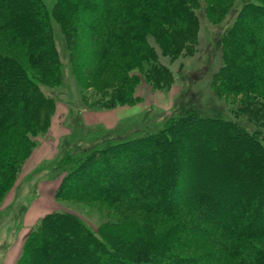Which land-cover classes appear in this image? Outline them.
<instances>
[{
    "label": "trees",
    "instance_id": "16d2710c",
    "mask_svg": "<svg viewBox=\"0 0 264 264\" xmlns=\"http://www.w3.org/2000/svg\"><path fill=\"white\" fill-rule=\"evenodd\" d=\"M123 5V15L114 0H57L55 10L65 30L75 27L79 43L89 21L86 28L94 32L102 56L128 49L130 57L122 58L121 64L116 65L114 60H121L116 57L104 65L105 72L127 81L130 68L143 56L152 57L147 34H156L167 47L173 44L166 36L171 22L181 26L173 32L185 33L195 19H187L192 8L181 0H126ZM231 21L220 34L225 68L217 77L223 91L243 92L235 109L239 120L223 117L217 109L211 110L215 115H206L192 103L175 107L158 120L137 125L136 131H125L139 134L138 139L120 138L114 132L102 145H92L83 157H75L77 165L58 192L77 200L135 207L153 215L152 221L137 231L122 226L110 233L94 230L74 213H53L32 233L19 264H264V249L253 243L264 237V0H247ZM0 36L22 49L29 62L0 53L1 196L32 147L38 112L49 103L41 85H56L61 75L52 16L44 0H0ZM140 38L144 54L137 47ZM199 127L205 129L201 140L189 138L191 147L185 148L188 139L183 138ZM216 147L222 153L215 154ZM142 157H149V162L135 170L131 162ZM190 158L196 168L189 165ZM253 163L258 175L249 177ZM125 169L133 178L120 181ZM223 207L227 211L217 218V209ZM186 248H193L197 256L177 254Z\"/></svg>",
    "mask_w": 264,
    "mask_h": 264
},
{
    "label": "rangeland",
    "instance_id": "374dc122",
    "mask_svg": "<svg viewBox=\"0 0 264 264\" xmlns=\"http://www.w3.org/2000/svg\"><path fill=\"white\" fill-rule=\"evenodd\" d=\"M73 1L89 4L99 0ZM123 1L126 2L114 0V6L121 15L124 14ZM168 1L172 4L180 2ZM182 1L192 8L187 17L190 21L195 19L190 24V30L185 33L173 32L181 26L172 21L173 25L167 28L166 36L171 37L168 40L173 44L167 47L156 34H147L145 40L153 49L152 57L143 56L137 66L128 70L127 81H123L119 75L105 72L104 65L116 57H121V60H114L116 65L121 64L122 58L130 57L125 52L128 49L113 57L99 54L94 32L91 34V30L87 29L89 21L84 24L81 42H77L75 27L72 32L67 31L58 22L55 10L57 0H44L52 16V37L61 79L56 85H41L49 103L38 112V127L32 147L23 154L15 179L0 196V264H19L32 233L44 217L53 213H74L86 220L94 230L110 233L125 226L137 231L147 221H152L153 215L135 207L77 200L68 194H58L64 177L77 165L73 164L75 157H83L92 145H102L104 138L111 137L114 132L120 138L138 139L139 134L130 131L131 134L127 135L125 131L137 130V125L158 120L175 107L188 108L191 103L206 115H215L211 110L217 109L223 117L239 120L235 116V109L244 94L227 93L220 87V77L217 75L225 68V60L219 39L220 34L227 31L233 22H228L229 17L237 18L247 0ZM76 17L80 20L81 14ZM138 41L139 52L144 54V41L142 38ZM0 53L24 64L29 63L22 49L8 45L1 36ZM99 119L105 121L97 124ZM54 120L56 125L53 131ZM249 122H254V118H250ZM203 131L205 129L199 127L187 133L186 139L183 138L188 139L187 143H183L185 148L191 147L189 138L200 141ZM158 152L161 154L160 149ZM214 152L222 153L220 147H216ZM66 155H69V159L62 163ZM183 160L187 159L183 157ZM147 162L149 157H142L136 163L131 162V166L136 170ZM188 163L192 168L197 167L196 161L191 158ZM251 170L249 177H256V163H253ZM120 178V181L131 180L133 174L125 169ZM194 187L192 185V189ZM225 192H228L227 188ZM226 211L224 207L217 209V218ZM253 243L264 249V237ZM176 251L183 257L197 256L193 248Z\"/></svg>",
    "mask_w": 264,
    "mask_h": 264
},
{
    "label": "crops",
    "instance_id": "0c3cea01",
    "mask_svg": "<svg viewBox=\"0 0 264 264\" xmlns=\"http://www.w3.org/2000/svg\"><path fill=\"white\" fill-rule=\"evenodd\" d=\"M99 120H100V119H99ZM104 121H105V119H102V120L98 121L97 124H98V123H101V124H102ZM91 123L94 124V122H91ZM95 123H96V122H95ZM54 125H56V121H55V120H54V122H53V127H52V130H53V131H54V129H55V126H54Z\"/></svg>",
    "mask_w": 264,
    "mask_h": 264
}]
</instances>
